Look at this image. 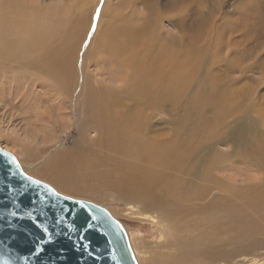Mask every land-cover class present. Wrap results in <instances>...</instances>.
<instances>
[{"label": "rangeland", "instance_id": "rangeland-1", "mask_svg": "<svg viewBox=\"0 0 264 264\" xmlns=\"http://www.w3.org/2000/svg\"><path fill=\"white\" fill-rule=\"evenodd\" d=\"M65 1L68 5L75 2ZM104 1L112 8L102 15L100 6ZM196 1L156 0L155 5L156 10L163 13L157 31L167 37L172 33L178 37L199 35L188 37L189 77L181 91H176L171 100L148 109L147 133L162 140L172 137L181 144L191 140L189 150L181 160L176 197L164 188L165 180L172 179L171 172L153 186L147 196L132 193L138 200L130 199L116 188L117 175H112L114 166L110 163L77 165L73 162V173L80 178L78 183L83 189L80 191L60 187L49 175L37 170L65 152L70 159L92 155L90 150L79 149L82 145L90 149L98 133L95 129L83 128L84 118L75 108L81 87L90 81L95 67L90 59L83 69L84 80L78 63L77 74L74 71L73 75V95L71 101L66 102L54 98L52 87L33 71L25 73L27 76L17 69L0 73V147L11 152L27 174L50 184L58 192L106 208L125 227L138 264H164L165 253L177 252L173 246L174 238L185 243L200 234L207 238L216 235L221 242L220 246L215 243L211 250L205 248L202 256L208 258L205 259L207 264H264V230L248 228L257 216L264 215V80L259 81L264 78L261 65L264 63V42L249 35L244 24H249L257 14L256 19H259L260 12H264V0ZM141 2L98 0L99 5L94 11L88 5L72 10V13L80 14L84 9L88 32L92 34L102 21L108 19L139 23L147 18L148 11ZM41 28L38 24L37 29ZM90 41L88 46H92ZM153 43L155 38L148 32L147 41L141 46L144 55H152ZM240 49L245 55L254 51L248 58L249 68L239 67V64L245 66L246 62L238 63ZM82 51L80 48L78 56L81 57ZM111 68L115 65L105 64L90 84L111 89L123 106L134 107L135 103L123 96L120 81H102L105 71ZM244 122H247L248 130L241 132ZM99 171L107 176L99 178ZM198 187H202V192L195 191ZM150 205L152 208H148ZM227 209H233L236 217H232ZM175 221H180L183 228L173 226ZM215 224L217 228H214ZM237 233L240 236L231 240L230 236ZM190 248L196 251V247ZM213 253H218L214 262L210 260ZM200 256L196 254L195 257Z\"/></svg>", "mask_w": 264, "mask_h": 264}, {"label": "bare ground", "instance_id": "bare-ground-1", "mask_svg": "<svg viewBox=\"0 0 264 264\" xmlns=\"http://www.w3.org/2000/svg\"><path fill=\"white\" fill-rule=\"evenodd\" d=\"M49 1L50 3H46L44 0H0V73L4 74L7 69H17L23 72L22 75L27 76L25 73L33 71L52 87L54 98H61L60 100L64 99L66 102L69 99L71 101L73 95V75L76 68H79L78 63L83 80L85 76L83 69H86L87 59H90L92 65L95 66L91 72L90 81L97 78L105 64H113L115 68L105 71L101 77L102 81L105 83L120 81L123 96L133 101L135 106H123L121 100L111 89L93 87L90 81L82 84L80 99L76 100L75 108L80 110V114L84 118L83 128L95 129L98 137L93 140L90 149L82 145L79 151L90 150L91 157L85 158L78 155L75 159H70L65 155V152L37 167V170L49 175L60 187L80 191L83 189L78 183L80 178L73 173L71 167L73 162L77 165H89L96 162L110 163L114 166L112 175H117L115 177L117 182L114 183L116 188L130 199L138 200L139 198L133 197L132 193L135 192L141 197L147 196L152 187L163 181L166 174L171 172L172 179L168 177L165 180L164 188L176 197L181 160L188 152L191 140L181 144L172 137L162 140L157 139L154 134L147 133L148 109L158 107L164 101L171 100L176 91H181L189 77L188 37H199V35L178 37L177 33V35H172V33L167 37L160 30L157 31L156 26L158 23H162L160 21H163V18L161 20L160 18L163 13L156 10V0H142L148 14L147 18L142 19L139 23L132 21L123 23L120 22V18L117 20L115 18L114 21L108 19L106 22L101 20L102 22L99 24L101 26L96 28L92 34L88 32L90 29L88 30L89 25L86 23V14H83L84 9L80 14L72 12L88 5H91L94 11L98 0H75L70 5L65 0ZM108 5L109 2H103L100 6V14L103 15L106 11L111 10L112 6L108 7ZM257 15L249 24L244 21L243 23L246 24L248 34L257 38L261 43L264 42V21L261 20L264 18V12H260L258 20L256 19ZM165 18L167 19V17ZM38 24L42 26L40 30L37 29ZM148 32H151L155 38V43L151 47V56L144 55L141 47L147 41ZM87 37L89 39H86ZM89 40H91L90 45L92 46H88ZM221 43L223 44V42ZM80 48L83 50L80 54L81 57L78 56ZM240 51L242 53L237 52L239 53L238 63L246 62L245 66L239 64V67L249 68L251 63L248 62V58L254 51L251 54L248 52L246 55L243 50L240 49ZM261 65L264 67V63ZM263 80L264 78L259 79L260 82ZM7 92L6 94H9L8 90ZM61 105L63 107V104ZM247 130L248 124L244 122L241 132ZM99 173L101 179L107 176L102 171ZM195 191L202 192V187L196 188ZM148 208H152V206L150 205ZM227 210L232 217H236L233 209ZM162 211L168 214L164 210ZM179 222L175 221L173 226L183 228ZM205 226L207 227L208 224ZM206 227L205 229H207ZM214 228H217L216 224ZM248 228L264 230V215L257 216V219L253 220ZM236 235L240 236L238 233L230 236L231 240L237 239ZM210 237L207 238L200 234L195 238L185 240V243L181 239L174 238L173 246L177 252L172 255L168 252L165 253L166 256H163L162 262L166 264L169 260L167 264H207L206 255L202 256L206 251L205 248L210 249L215 243L219 244L217 246L221 245L216 235ZM190 246L196 247V251H193L194 248L193 250L188 249ZM196 254L202 257L196 258ZM217 259L218 253H213L210 257L212 262Z\"/></svg>", "mask_w": 264, "mask_h": 264}, {"label": "water", "instance_id": "water-1", "mask_svg": "<svg viewBox=\"0 0 264 264\" xmlns=\"http://www.w3.org/2000/svg\"><path fill=\"white\" fill-rule=\"evenodd\" d=\"M0 264H138L123 224L27 174L0 147Z\"/></svg>", "mask_w": 264, "mask_h": 264}]
</instances>
